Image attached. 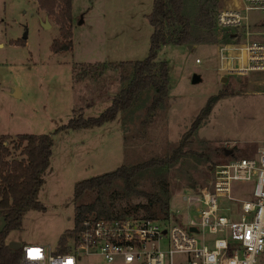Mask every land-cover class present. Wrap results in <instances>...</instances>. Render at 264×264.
Returning a JSON list of instances; mask_svg holds the SVG:
<instances>
[{
	"label": "rangeland",
	"instance_id": "rangeland-1",
	"mask_svg": "<svg viewBox=\"0 0 264 264\" xmlns=\"http://www.w3.org/2000/svg\"><path fill=\"white\" fill-rule=\"evenodd\" d=\"M152 4L153 0H72V49L54 54L51 45L59 40L58 27L39 10L37 1L0 0V136L11 144L17 135L48 134L54 143L37 194L44 211L26 212L6 244L14 240L20 246L64 243L74 225V208L97 198V191H92L74 202L75 185L119 166L169 157L210 96L225 95L191 136L179 161L138 174L132 192L123 181L104 189L113 215L143 217L142 207L148 204L144 195L149 194L167 202L171 224L185 223L194 211L183 208L181 195L204 184L209 169L225 162L224 149L232 150V157L243 158L253 157L264 146V77L225 75L221 83L214 68L216 44L230 41L228 32L215 27L217 0H184L182 13L191 32L204 42L161 47L155 61L167 63L169 87L161 105L153 107L156 93L149 88L113 122L54 133L73 115L98 117L128 84L132 70L119 64L147 57ZM251 19L263 20L264 15L252 13ZM205 21L208 25L198 26ZM174 30L175 25L167 27L168 33ZM194 74L201 80L193 84ZM11 151L10 159L22 158L19 151ZM159 216L164 218L161 212ZM96 262L101 263L95 257L83 260V264Z\"/></svg>",
	"mask_w": 264,
	"mask_h": 264
},
{
	"label": "built area",
	"instance_id": "built-area-1",
	"mask_svg": "<svg viewBox=\"0 0 264 264\" xmlns=\"http://www.w3.org/2000/svg\"><path fill=\"white\" fill-rule=\"evenodd\" d=\"M237 1L215 13V27L230 35L215 46L216 74L264 77V19H251L264 15V0ZM208 175L181 195L183 208L194 211L185 223L89 215L64 242L66 252L60 244L22 245L13 264H83L86 257L100 264H264V147L253 157L228 156ZM29 249L41 250V258L31 259Z\"/></svg>",
	"mask_w": 264,
	"mask_h": 264
},
{
	"label": "trees",
	"instance_id": "trees-1",
	"mask_svg": "<svg viewBox=\"0 0 264 264\" xmlns=\"http://www.w3.org/2000/svg\"><path fill=\"white\" fill-rule=\"evenodd\" d=\"M36 1L39 10L49 19H53L58 27V36L60 37L59 40L52 43L51 51L54 54L70 51L72 49V0ZM183 7L184 0H153L151 12L147 17L148 24L152 27L147 57L141 61L119 64L120 66L128 65L132 70L128 84L112 97L109 107L98 117L85 118L80 114L73 115L64 126L58 128L54 133L58 134L65 130L95 129L113 122L120 112L129 110L141 93L149 88L154 89L156 93L153 107L161 105L169 92L167 63L155 61L161 47L169 43L187 46L204 42L201 37H195L191 32L192 26L182 13ZM205 15L208 18L206 13ZM206 22L199 23L198 26L204 27ZM169 25H175L177 30L168 33ZM104 69L103 67L102 70ZM224 96L217 94L207 99L206 105L192 121L189 130L181 137L182 141L169 157L137 163L133 166H119L112 172L77 183L72 194L74 202L83 198L85 193L92 191H97V198L92 203L74 208V225L68 231L69 236L74 237L77 234L81 222L89 215H94L97 218L126 216L113 215L103 195L104 189L110 188L116 182L123 181L125 189L132 192L133 180L138 174L166 168L179 161L186 154L185 149L190 144L191 136L207 119L216 102ZM5 140L6 137L0 136V218L4 217L5 219V227L0 232V264H13L18 259L20 252L10 251L6 239L10 232L21 226L26 212L44 211V207L38 201L37 194L45 182L44 175L50 166L54 143L51 135L48 134L17 135L16 141H12L11 144L15 151H19L22 158L10 159L12 148L9 147L10 143H6ZM144 196L148 198V204L142 207L143 217L153 220L161 219L159 216L161 212L165 219L168 218V204L165 200L156 195L145 194ZM153 206H157L156 211H152ZM59 250L67 251L63 242L60 243Z\"/></svg>",
	"mask_w": 264,
	"mask_h": 264
},
{
	"label": "water",
	"instance_id": "water-1",
	"mask_svg": "<svg viewBox=\"0 0 264 264\" xmlns=\"http://www.w3.org/2000/svg\"><path fill=\"white\" fill-rule=\"evenodd\" d=\"M46 19V18H45ZM49 24H48V21H47V19L44 21V23H43V26H45V27H47ZM23 39H26L27 37H26V35L24 34L23 35ZM201 79H200V76L199 75H197V74H194L193 76H192V78H191V82L194 84V83H198L199 81H200ZM226 81V79L224 78V79H222L221 80V83H224ZM232 154V150H230V149H224L223 150V156L224 157H228L229 155H231ZM4 227H5V219H4V217H1L0 218V232L4 229ZM191 232L192 231H195V229H191L190 230ZM7 247L10 249V251H12L13 253H14V251L15 250H17V249H19V247H20V243H18V242H16V241H14V242H9L8 244H7Z\"/></svg>",
	"mask_w": 264,
	"mask_h": 264
},
{
	"label": "crops",
	"instance_id": "crops-1",
	"mask_svg": "<svg viewBox=\"0 0 264 264\" xmlns=\"http://www.w3.org/2000/svg\"><path fill=\"white\" fill-rule=\"evenodd\" d=\"M237 2H238L237 0H217V5H218V8H222V6H223V7H224V6H231L233 3H237ZM217 5H216V6H217ZM224 78L226 79V77H224ZM224 78H222V77L219 78V79H220V82H221V80L224 79ZM263 147H264V146H263ZM261 148H262V147H261ZM261 148H260V149H261ZM260 149H259V150H260ZM259 150H258V151H259ZM258 151H257V152H258ZM14 241H15V240H14ZM14 241H12V242H14Z\"/></svg>",
	"mask_w": 264,
	"mask_h": 264
},
{
	"label": "snow or ice",
	"instance_id": "snow-or-ice-1",
	"mask_svg": "<svg viewBox=\"0 0 264 264\" xmlns=\"http://www.w3.org/2000/svg\"><path fill=\"white\" fill-rule=\"evenodd\" d=\"M28 255L31 259H40L41 258V250L39 249H29L28 251ZM68 264H71V262L69 261Z\"/></svg>",
	"mask_w": 264,
	"mask_h": 264
}]
</instances>
